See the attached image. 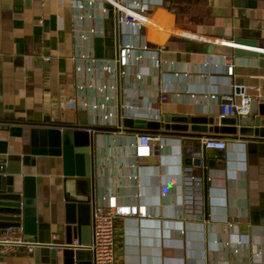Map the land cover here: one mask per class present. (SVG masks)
<instances>
[{
	"label": "crops",
	"instance_id": "1",
	"mask_svg": "<svg viewBox=\"0 0 264 264\" xmlns=\"http://www.w3.org/2000/svg\"><path fill=\"white\" fill-rule=\"evenodd\" d=\"M120 1L135 11L147 6L148 23H118L111 0H0V162L19 183L33 177L37 221L49 223L40 238L63 242L52 222L63 220L66 197H82L78 177L63 174L62 155L31 152L30 122L45 115L58 121L63 86L65 108L74 109L65 118L92 131L90 223L92 207L106 195L147 210L144 218L117 219L118 264H264V142L196 136L189 123L188 134H161L152 155L136 157L138 131L122 125L124 118L223 117L220 104L230 91L262 98L264 56L234 49L264 52V0ZM238 38L256 40L259 49L235 45ZM124 43L142 56L122 67L114 59ZM208 137L224 140L225 149H205ZM187 156L205 162L186 165ZM50 259L45 249L17 250L0 264ZM82 264H92V253Z\"/></svg>",
	"mask_w": 264,
	"mask_h": 264
},
{
	"label": "water",
	"instance_id": "2",
	"mask_svg": "<svg viewBox=\"0 0 264 264\" xmlns=\"http://www.w3.org/2000/svg\"><path fill=\"white\" fill-rule=\"evenodd\" d=\"M235 45L246 44L253 49H259L256 40L247 38L236 39ZM234 54L238 56H264V52H249L234 49ZM235 91H242L235 87ZM65 91L63 86L59 90V119L52 120L48 116H43L39 121H32L30 124V138L33 148L31 152L63 157V174L66 176H76L77 192L82 197L68 198L64 204V218L61 223L52 222L55 225V232L63 233V242L67 244L76 243L77 247H58L49 249L43 247L51 255L50 264H82L84 258L88 261L91 256L89 249L82 246L91 242L89 191L91 173V137L81 130L80 125H76L75 119L65 118L66 113L74 115V109L65 108ZM67 95H71L70 89ZM191 133L196 136H208L219 134L230 139H242L250 141L264 142V96L251 100L247 114L243 116H170L161 120H144L124 118L122 125L133 131H149L157 134L187 133L188 124ZM188 134V133H187ZM205 159L200 157L187 156L184 158L186 165H200ZM208 166L221 161L213 162L209 160ZM36 199L34 193V179L24 176L22 182L13 175H7L5 162H0V234L5 229L14 232H22L33 239H41V235L48 233V222H38L35 207ZM50 232V231H49ZM51 234V233H50ZM41 242V241H40Z\"/></svg>",
	"mask_w": 264,
	"mask_h": 264
},
{
	"label": "built area",
	"instance_id": "3",
	"mask_svg": "<svg viewBox=\"0 0 264 264\" xmlns=\"http://www.w3.org/2000/svg\"><path fill=\"white\" fill-rule=\"evenodd\" d=\"M93 0H87V4H91ZM118 9L117 22L120 24H132L141 26L148 23V16L146 14L147 6L144 4L138 6V10H132L127 8L120 0H111ZM79 8H82L81 3H77ZM141 51H146L147 45L144 44L140 47ZM133 57L135 60H139L142 56L141 52L136 53L133 45L119 44L117 48V55L114 62L119 66H125L127 59ZM154 59V65L159 64V59ZM102 69L105 72H110L111 68L108 65H103ZM234 65L232 62L226 63V74L231 76L233 73ZM125 71H121L123 75ZM161 100H166L165 95L160 96ZM251 97L248 94H242L239 98L236 97L234 91H230L226 94L223 103L220 104L219 114L223 117L226 116H243L247 114L251 103ZM148 109H150L148 107ZM104 120L109 119V114L103 115ZM87 133H91L90 128H83ZM134 140L131 144L133 153L136 157L150 156L154 149H158L157 144L161 140V134L138 131L134 134ZM202 146L205 149H225L226 142L219 138L208 137L202 141ZM187 174L190 173L188 169L185 170ZM137 177V176H134ZM193 176L186 178V183L191 184L194 181ZM195 182V181H194ZM200 196H195V200L200 201ZM91 242L88 245L82 246L89 249L92 253V264H118L117 259V234L116 222L118 218L127 216H138V218H144L147 215V210L144 206L137 208L135 205L121 204L117 202L114 195H106L102 197V200L95 204L91 209ZM182 231V230H181ZM56 235H53V239H56ZM47 247L50 249H56L58 247H77L76 243L67 244L64 242L55 243L54 241L40 242L31 241L25 236H22L10 229H5L0 234V256L6 255V253L14 252L17 250H25L27 253H32L36 249Z\"/></svg>",
	"mask_w": 264,
	"mask_h": 264
}]
</instances>
